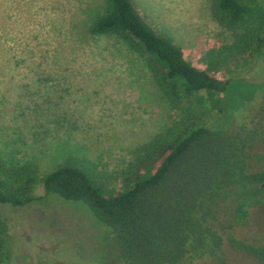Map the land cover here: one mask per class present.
Masks as SVG:
<instances>
[{
	"label": "rangeland",
	"instance_id": "rangeland-1",
	"mask_svg": "<svg viewBox=\"0 0 264 264\" xmlns=\"http://www.w3.org/2000/svg\"><path fill=\"white\" fill-rule=\"evenodd\" d=\"M157 32L205 69L202 56L230 41L212 0H133ZM107 0H0V161L38 174L34 199L0 203L8 224L0 264H123L107 227L81 202L47 194L42 178L66 162L95 166L108 188L126 190L121 172L139 145L170 125L175 111L158 95L144 61L116 37L87 29ZM229 108L209 103L195 113L206 125L264 128V49L232 74ZM257 150L264 153V145ZM234 234L264 243V203L251 208ZM224 264H264L226 240ZM194 264H222L204 257Z\"/></svg>",
	"mask_w": 264,
	"mask_h": 264
},
{
	"label": "trees",
	"instance_id": "trees-1",
	"mask_svg": "<svg viewBox=\"0 0 264 264\" xmlns=\"http://www.w3.org/2000/svg\"><path fill=\"white\" fill-rule=\"evenodd\" d=\"M212 13L228 42L202 56L205 69L190 63L172 39L160 34L133 0H107L91 25L92 36L116 37L150 69L158 95L175 111L173 121L139 145L121 172L126 190L108 188L107 177L89 162H66L42 178L47 194L87 205L109 230L123 264H194L204 257L227 262L232 248L264 263V243L237 237L251 208L264 203V145L261 122L235 129L206 125L194 103L225 112L232 74L264 49V0H212ZM37 172L0 161V203L34 199ZM8 224L0 215V252Z\"/></svg>",
	"mask_w": 264,
	"mask_h": 264
}]
</instances>
